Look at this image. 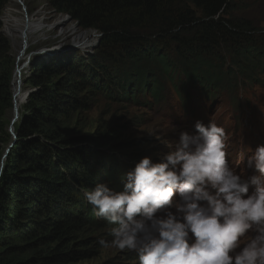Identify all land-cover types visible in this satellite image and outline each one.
Returning a JSON list of instances; mask_svg holds the SVG:
<instances>
[{"label":"trees","instance_id":"16d2710c","mask_svg":"<svg viewBox=\"0 0 264 264\" xmlns=\"http://www.w3.org/2000/svg\"><path fill=\"white\" fill-rule=\"evenodd\" d=\"M9 1L0 0V15ZM48 1L57 11L68 13L80 28L101 33L100 43L113 48L109 49L113 52L104 53L105 60L122 64L124 59H129L134 63L129 66L131 77H138L143 71L150 72L149 93L155 101L161 98L162 87L152 68L161 73L159 79L164 76L172 79L177 67L182 89L183 85L187 86L188 76L203 73L204 91L207 85H213V80L217 86L234 90L241 75L263 64L260 58L264 56V44L254 38L255 29L250 21L230 15L233 0ZM1 29L0 18V165L3 145L11 141L8 114L13 108L14 67L8 39ZM170 49L173 60L167 57ZM220 49L238 58L241 67L237 71L225 67ZM93 57L89 60L95 68ZM76 60L74 56H62L31 62L34 85H40L41 80L52 75L60 79H50L52 81L31 92L22 106L20 120L13 123L15 139L3 160L0 174V234L3 235L0 237V264H34L35 257L15 259L10 254L23 253L29 245L48 247L52 243L56 246L48 252L41 251L38 257L42 264H63L76 252L62 250L75 243L85 244L89 239L80 238L85 229L99 227L94 221L93 206L80 192L91 188L98 180L96 174L83 166L86 158L95 155V150L88 146L71 147L73 139L51 127L58 124L55 117L66 113L67 108L80 107L75 93L86 86L88 78L79 71ZM98 64L105 80L102 85L117 93L114 87L122 88L125 84L121 85L117 76L113 80L103 76L117 75L118 71L107 72L105 68L110 65L99 61ZM75 76H79L76 79L79 82L70 81ZM131 81V91L144 84L139 79ZM90 83L96 87L95 82ZM102 145L96 143V146ZM116 185L119 191L123 189V184ZM101 219L97 217V221ZM13 233L22 244L14 242Z\"/></svg>","mask_w":264,"mask_h":264},{"label":"rangeland","instance_id":"374dc122","mask_svg":"<svg viewBox=\"0 0 264 264\" xmlns=\"http://www.w3.org/2000/svg\"><path fill=\"white\" fill-rule=\"evenodd\" d=\"M233 1V9L230 15L250 21L255 29L253 30L255 32L254 38L264 44V0ZM8 6L13 8L12 15L18 21L32 17L35 21L40 20L43 26L40 37L28 42L29 45L24 56H28L33 50L49 46L47 44L52 45L61 40H73V36L79 32L94 30V35L87 39L86 45H79V50L62 55L66 58L70 56H74V59L77 58L75 62L80 67L79 71L87 76L88 81L84 88L75 93L80 100V107L77 109L67 108L66 113H61L55 117L58 124L51 126L62 136L73 139L71 147L88 146L91 147V150H95V155L86 158L87 162L83 165L98 176V180L93 183L92 187L97 183L107 182L111 189L119 191L116 184H123L122 177L124 174L132 170L141 158L148 156L152 158L153 162H158L160 157L170 150L168 146L178 141L180 131L195 134L194 126L198 121L205 126L212 121L224 129L227 136L226 158L229 166L239 174L246 173L247 159L256 147L264 145V56L260 58L263 63L262 66L241 75L242 77L236 81L234 90L217 86V82L213 80V85H207L204 91L202 88L203 73L188 76L186 78L187 86L183 85L182 89L181 76L177 67H175L177 72H172L174 74L172 79L168 76L159 79L161 73L153 71L156 69L152 68L153 74L156 75L162 87V96L155 101L149 93L150 80L148 74L151 75V73L147 71L149 73L146 74L143 71L139 73L138 77L136 75L131 77L132 70H129V66L134 65V63L129 59H124L122 64H114L111 60H105L104 53L113 52V50H109L113 48H107L103 46V43H100L101 33L97 30L80 28L68 13L57 11L48 0H20L16 5L10 0L1 12L2 21H4V12L6 8H9ZM64 18L65 21L62 25H56V21ZM71 27H75V32L72 34L68 30ZM3 29L2 22V32ZM4 36L8 39L10 53L13 56V77L17 66L24 64L25 61L28 63V61L22 59L19 62L17 59L20 47L19 38L13 37V40L5 33ZM168 52L167 57L173 60L174 54L171 49ZM219 54L227 65L225 67L230 66L234 71L241 67L238 65V58H233V55L224 53L222 49H220ZM90 56H94L95 70L92 69ZM28 58L31 59V56ZM33 61L31 59L28 64L26 63L22 73V88L29 94L52 80L60 79L58 75H52L49 79L41 80L40 85H34L31 81L33 73L30 69ZM98 61L103 65H110L105 68L107 72L118 71L117 75L103 76L108 80L116 79L115 76H117L121 85L125 84L122 85V88L114 87L117 93H113L110 87L105 88L102 85L105 80L102 79L103 70ZM240 61L249 64L245 60L240 59ZM78 77L75 76L70 81L74 82ZM124 78H127V81H124ZM146 78L148 82L145 83ZM133 79H137L136 82L139 79L144 84L132 88L131 91L129 85L133 83L131 81ZM90 81L95 82L96 87ZM12 83L13 78L11 93ZM112 84L113 82H111ZM174 84L177 86L175 87ZM29 94L22 106L27 103ZM22 106L19 109L17 120H20ZM8 118L9 122L13 118L12 108ZM10 137L12 140L13 137L11 135ZM9 143L4 144L3 149ZM96 143L103 145L96 146ZM248 174H252L251 170L248 171ZM91 188L80 191L85 201H87L85 192ZM95 218L94 221L98 222L99 227L97 229L87 227L80 237L89 239L85 244L75 243L62 250L71 251L74 249L76 252L63 264H139L135 252L126 249L121 250L111 244L105 247L99 243L101 239L112 240L110 233L115 226L104 219L97 221ZM255 231L256 226L250 230L247 238H250ZM11 235H13L12 239L16 244H22L19 237L14 233ZM0 237L3 238V235L0 234ZM4 239L7 240L8 238ZM55 246L56 243H52L48 247L29 245L25 252L18 251L10 255L15 259L35 257L36 262L34 264H42L43 261L38 257V253L40 254L41 251L48 252Z\"/></svg>","mask_w":264,"mask_h":264},{"label":"clouds","instance_id":"9594fccd","mask_svg":"<svg viewBox=\"0 0 264 264\" xmlns=\"http://www.w3.org/2000/svg\"><path fill=\"white\" fill-rule=\"evenodd\" d=\"M194 127L158 162L141 158L121 191L104 182L85 192L94 216L115 226L99 243L135 252L139 264H264V145L242 175L229 166L224 129Z\"/></svg>","mask_w":264,"mask_h":264},{"label":"bare ground","instance_id":"6f19581e","mask_svg":"<svg viewBox=\"0 0 264 264\" xmlns=\"http://www.w3.org/2000/svg\"><path fill=\"white\" fill-rule=\"evenodd\" d=\"M20 0H12L13 4L19 3ZM18 6V5H17ZM6 8L3 16V26H4V33L13 39V37L19 38V52H18V61L20 62L22 59L23 61L26 60L27 56L25 55V50L29 45V41L35 40L40 37L43 31V26L40 20H33L32 17H26L24 20H17L12 15L11 6ZM65 21L64 19H60L56 21V25H62ZM75 27H71L68 30L71 32H75ZM78 30V29H77ZM94 31V30H93ZM93 31H84L79 32L73 36L74 43H78L79 45H86V41L90 36L94 35ZM14 40V39H13ZM26 62V61H25ZM24 66L23 64L18 65L14 71L13 76V83H12V102H13V117L14 115H18L19 109L22 106L23 102L26 100V92L22 88V73H23Z\"/></svg>","mask_w":264,"mask_h":264},{"label":"water","instance_id":"95a60500","mask_svg":"<svg viewBox=\"0 0 264 264\" xmlns=\"http://www.w3.org/2000/svg\"><path fill=\"white\" fill-rule=\"evenodd\" d=\"M49 46L46 47H41L38 48L36 50H33L32 52L29 53L28 57L31 56L32 61L35 59H58L59 57H61L63 54H67L70 51H74V50H79V44L78 43H74L73 40L70 41H57V43L55 44H47ZM65 54V55H66ZM18 59V57H17ZM30 58L27 59L28 63L31 60ZM27 62H24L23 66L26 65ZM27 63V64H28ZM29 93H26V96ZM17 119V115H14V117L10 120V126L8 128L9 133L12 135L13 139L10 141L9 145H7V147L4 149L2 157H1V165H2V169H3V160L5 159V157L7 156V153L11 147V145L14 142L15 139V134L13 133V123L15 122V120ZM0 170V174H1Z\"/></svg>","mask_w":264,"mask_h":264}]
</instances>
